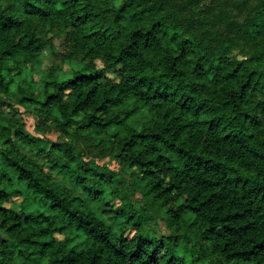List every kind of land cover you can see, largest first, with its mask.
Returning <instances> with one entry per match:
<instances>
[{
  "label": "clouds",
  "instance_id": "1",
  "mask_svg": "<svg viewBox=\"0 0 264 264\" xmlns=\"http://www.w3.org/2000/svg\"><path fill=\"white\" fill-rule=\"evenodd\" d=\"M0 264H264V0H0Z\"/></svg>",
  "mask_w": 264,
  "mask_h": 264
},
{
  "label": "trees",
  "instance_id": "2",
  "mask_svg": "<svg viewBox=\"0 0 264 264\" xmlns=\"http://www.w3.org/2000/svg\"><path fill=\"white\" fill-rule=\"evenodd\" d=\"M6 19H11V17H6ZM185 123H186V121H182L180 126H183V124H185ZM72 247H73V248L76 247V243H75V242L73 243ZM68 250L71 251V248L68 249ZM77 254H79V252H78ZM94 258H95V257H88L89 261H91V260L94 259Z\"/></svg>",
  "mask_w": 264,
  "mask_h": 264
}]
</instances>
